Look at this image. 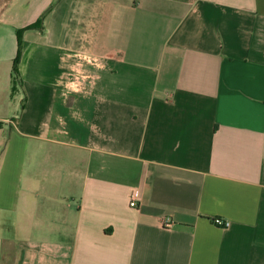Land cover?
<instances>
[{"label": "crops", "instance_id": "0c3cea01", "mask_svg": "<svg viewBox=\"0 0 264 264\" xmlns=\"http://www.w3.org/2000/svg\"><path fill=\"white\" fill-rule=\"evenodd\" d=\"M0 264H264V0H0Z\"/></svg>", "mask_w": 264, "mask_h": 264}, {"label": "built area", "instance_id": "2783aa9c", "mask_svg": "<svg viewBox=\"0 0 264 264\" xmlns=\"http://www.w3.org/2000/svg\"><path fill=\"white\" fill-rule=\"evenodd\" d=\"M87 61L89 62H92V63H97V59L95 58H87ZM79 88V85L77 86ZM138 197H139V191L138 190H135L133 192V199L130 203V206L131 207H136L137 206V200H138ZM216 225L220 226V227H223V228H228L230 226V223L225 221L224 219H221V218H216L215 219V222H214ZM164 225L165 227H171L173 225V220L171 218H166L165 219V222H164Z\"/></svg>", "mask_w": 264, "mask_h": 264}, {"label": "trees", "instance_id": "16d2710c", "mask_svg": "<svg viewBox=\"0 0 264 264\" xmlns=\"http://www.w3.org/2000/svg\"><path fill=\"white\" fill-rule=\"evenodd\" d=\"M42 24V20H40L39 23H37L35 25V27H39ZM22 50H23V46H22V32L19 34V51H18V56L16 58V60L14 61V76H15V80L16 82L19 83V71H18V66L19 63L21 61V57H22ZM213 223L215 222V219H212Z\"/></svg>", "mask_w": 264, "mask_h": 264}]
</instances>
